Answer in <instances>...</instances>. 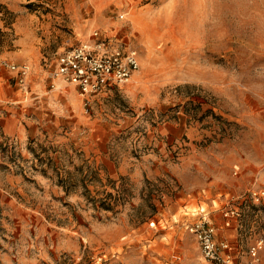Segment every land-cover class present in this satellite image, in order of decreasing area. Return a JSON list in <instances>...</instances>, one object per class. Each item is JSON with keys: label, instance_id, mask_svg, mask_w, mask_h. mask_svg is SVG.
I'll return each mask as SVG.
<instances>
[{"label": "rangeland", "instance_id": "rangeland-1", "mask_svg": "<svg viewBox=\"0 0 264 264\" xmlns=\"http://www.w3.org/2000/svg\"><path fill=\"white\" fill-rule=\"evenodd\" d=\"M94 31L138 70L84 107L51 72ZM2 61L0 264H211L200 210L264 264V0H0Z\"/></svg>", "mask_w": 264, "mask_h": 264}, {"label": "built area", "instance_id": "built-area-1", "mask_svg": "<svg viewBox=\"0 0 264 264\" xmlns=\"http://www.w3.org/2000/svg\"><path fill=\"white\" fill-rule=\"evenodd\" d=\"M0 67L15 74L19 86L25 85L29 75L26 65L16 66L2 61ZM138 70L137 53L134 49H124L122 45L111 43L94 31L86 43L78 44L57 55L52 81L71 86L84 107L89 106V98L103 91L110 84H125ZM54 83L51 88H54ZM255 205L264 204V189L251 193ZM238 217L236 211H225L224 217ZM186 229L198 243L200 253L205 261L211 264H257L262 240L256 241L248 248L249 259L237 262L228 243L216 241L215 227L207 214L200 210L199 219L187 225ZM76 264V263H73Z\"/></svg>", "mask_w": 264, "mask_h": 264}, {"label": "trees", "instance_id": "trees-1", "mask_svg": "<svg viewBox=\"0 0 264 264\" xmlns=\"http://www.w3.org/2000/svg\"><path fill=\"white\" fill-rule=\"evenodd\" d=\"M108 196V195H107ZM109 197H110V194H109ZM113 203L114 202H111V201H109V200H102V201H100V206L101 207H103L104 209H106V210H110V209H112L113 208Z\"/></svg>", "mask_w": 264, "mask_h": 264}, {"label": "bare ground", "instance_id": "bare-ground-1", "mask_svg": "<svg viewBox=\"0 0 264 264\" xmlns=\"http://www.w3.org/2000/svg\"><path fill=\"white\" fill-rule=\"evenodd\" d=\"M56 84H58V86H59V82H55Z\"/></svg>", "mask_w": 264, "mask_h": 264}]
</instances>
